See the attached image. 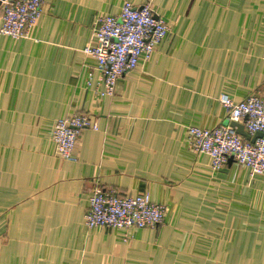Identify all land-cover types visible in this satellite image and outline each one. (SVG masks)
<instances>
[{"label": "crops", "instance_id": "0c3cea01", "mask_svg": "<svg viewBox=\"0 0 264 264\" xmlns=\"http://www.w3.org/2000/svg\"><path fill=\"white\" fill-rule=\"evenodd\" d=\"M123 1L45 0L26 36L0 34V264H264V175L232 158L212 171L186 131L230 125L219 96L264 86V0H128L150 4L168 33L101 96L84 48ZM80 114L97 128L65 160L50 132ZM96 187L147 192L164 218L87 228Z\"/></svg>", "mask_w": 264, "mask_h": 264}, {"label": "built area", "instance_id": "2783aa9c", "mask_svg": "<svg viewBox=\"0 0 264 264\" xmlns=\"http://www.w3.org/2000/svg\"><path fill=\"white\" fill-rule=\"evenodd\" d=\"M44 1L0 0V34L13 39L26 36L27 30L36 23ZM167 33L168 26L148 3L134 6L125 0L116 14H100L92 32L93 43L84 48L96 60L99 83L103 87L100 95H112L116 82L147 61ZM219 101L228 112L229 120L243 121L250 136L256 132L260 136L251 141L229 124L211 128L190 125L186 130L189 146L209 156L214 172L232 158L248 168L250 177L264 175V86L238 102L225 93L219 96ZM89 126L97 128L87 114L56 119L50 132L55 152L65 160L75 161L76 140L81 130ZM164 213V206L153 202L147 192L118 196L96 187L88 197L84 223L87 228L106 227L125 233L157 225Z\"/></svg>", "mask_w": 264, "mask_h": 264}, {"label": "water", "instance_id": "95a60500", "mask_svg": "<svg viewBox=\"0 0 264 264\" xmlns=\"http://www.w3.org/2000/svg\"><path fill=\"white\" fill-rule=\"evenodd\" d=\"M230 126L234 127L236 132L240 135H242L243 137H245L246 139H249L251 141H254L255 138L260 136L259 132H256L254 135L250 136L244 129L243 123L241 122H236V121H231L230 122Z\"/></svg>", "mask_w": 264, "mask_h": 264}]
</instances>
